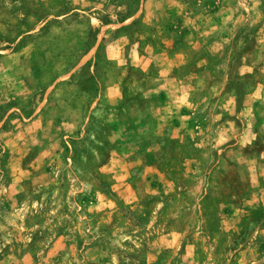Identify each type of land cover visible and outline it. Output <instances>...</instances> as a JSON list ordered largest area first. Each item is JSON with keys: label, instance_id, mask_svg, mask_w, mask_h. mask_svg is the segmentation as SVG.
<instances>
[{"label": "rangeland", "instance_id": "1", "mask_svg": "<svg viewBox=\"0 0 264 264\" xmlns=\"http://www.w3.org/2000/svg\"><path fill=\"white\" fill-rule=\"evenodd\" d=\"M0 264H264V0H0Z\"/></svg>", "mask_w": 264, "mask_h": 264}]
</instances>
